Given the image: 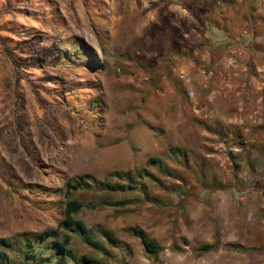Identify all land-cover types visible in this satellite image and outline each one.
<instances>
[{"label": "rangeland", "instance_id": "1", "mask_svg": "<svg viewBox=\"0 0 264 264\" xmlns=\"http://www.w3.org/2000/svg\"><path fill=\"white\" fill-rule=\"evenodd\" d=\"M115 173L139 188L59 226L68 181ZM47 230L66 264H264V0H0L2 263Z\"/></svg>", "mask_w": 264, "mask_h": 264}, {"label": "trees", "instance_id": "2", "mask_svg": "<svg viewBox=\"0 0 264 264\" xmlns=\"http://www.w3.org/2000/svg\"><path fill=\"white\" fill-rule=\"evenodd\" d=\"M151 162L156 161L153 159L149 160L148 164ZM142 174H147V172L141 170L139 173H137V176L141 177ZM115 175L120 178L121 182H113L108 179H105L104 181H97L88 174L77 176L68 181L66 183V191L64 195L65 201L62 208V220L59 226L65 230L78 233L79 235L88 234V230L84 224L75 218V215L82 209V204L78 200L72 198L73 193L78 190L96 189L102 192L119 193L128 192L139 188L140 183L136 181V178L131 173H115ZM142 194V196H146L144 192ZM134 200L139 202L142 200V197H135ZM135 201L124 199L105 204L110 206L124 207ZM132 232L136 237L139 238L147 257L149 259H154V257L161 251V248L157 242L149 238L142 230L133 228ZM101 233L107 241L114 242V239L112 238V235L109 231L101 229ZM56 234L57 232L55 231L47 230L40 233H23L21 235H17L15 237L16 239L21 237L25 241L23 249H21L20 252L23 256V260L19 264H66V260H73L74 256L72 255L71 250L68 248L71 238L69 235L63 234L60 238V241H57L53 239L56 238ZM86 240L93 247L98 248L96 243H92V241L88 238H86ZM0 247L10 248V241L6 239H0ZM212 248L213 247L211 245H202L199 250L206 252ZM44 252L49 253V255L42 257ZM79 262L84 264L88 263L89 260L85 257H81ZM0 264H3L1 258Z\"/></svg>", "mask_w": 264, "mask_h": 264}]
</instances>
